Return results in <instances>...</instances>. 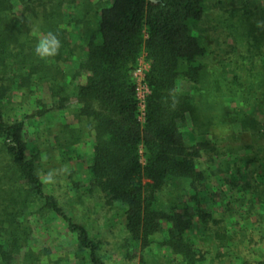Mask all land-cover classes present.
Instances as JSON below:
<instances>
[{
	"label": "trees",
	"instance_id": "16d2710c",
	"mask_svg": "<svg viewBox=\"0 0 264 264\" xmlns=\"http://www.w3.org/2000/svg\"><path fill=\"white\" fill-rule=\"evenodd\" d=\"M234 1L0 0V264H107L110 244L123 263L150 264L155 246L152 264H212L211 243L252 264L241 247L264 244V11H226ZM49 32L59 54L41 58ZM103 212L120 241L113 221L96 232ZM57 220L74 241L35 245Z\"/></svg>",
	"mask_w": 264,
	"mask_h": 264
},
{
	"label": "rangeland",
	"instance_id": "374dc122",
	"mask_svg": "<svg viewBox=\"0 0 264 264\" xmlns=\"http://www.w3.org/2000/svg\"><path fill=\"white\" fill-rule=\"evenodd\" d=\"M214 2L212 1L211 6L209 7L211 10V14L212 15H216L217 13L221 12L220 10H216L214 9ZM244 4H241L240 0L234 1L232 2V5L230 4H226V11H239L240 9H243ZM246 4H248V9L251 11H254L255 13V17L256 20H259V16L262 15L263 11H264V0H250L248 2H246ZM210 5V3H209ZM16 13L18 15L22 14V6H17L15 9ZM217 11V12H215ZM240 13H242L240 11ZM77 33V31H76ZM78 36V35H77ZM76 36L75 38V42L77 44L79 42V38ZM209 36H212L213 38L218 37L219 35L216 33H210ZM220 38V37H219ZM220 40V39H219ZM211 41V38H210ZM214 41V40H213ZM212 41V42H213ZM220 42H222L220 40ZM226 42H230L231 41H226ZM215 43V42H214ZM218 58V57H217ZM219 59V58H218ZM208 61H213L214 62V57H211L208 59ZM149 69V65L148 63L145 61L144 57L141 59L140 61V65L138 67V69L135 71V78L137 80V82H140V86H141V96L143 97L145 94V90H144V86L142 84V80L144 78V74L145 72ZM143 86V88H142ZM31 112L32 108L30 106H26V111L23 112V114L25 112H29V110ZM144 108L142 107L141 111L143 112ZM143 113H142V121L143 119ZM256 118L263 123L264 126V107L261 111L256 112ZM37 122H39L38 119H35ZM27 126H28V137H34V133H35V125H34V119H28L27 120ZM264 128V127H263ZM241 130L239 125H233L230 126L228 128H226L225 130H221L220 128H214L212 131L214 134H230L232 132H239ZM83 153L84 156L83 158H81L80 160L75 159L74 162H72V168L75 171H80L81 173H84V171L87 168L88 165V158L91 154V149L89 146H85L83 147ZM67 173V171H66ZM221 178L225 177L224 174H222L220 176ZM220 184V182H216L215 185ZM226 190V188H225ZM227 192V196L230 197V192L228 190H226ZM101 206V205H99ZM238 211L240 210L239 208L237 209ZM242 210V209H241ZM244 210V209H243ZM106 214V215H105ZM105 215V216H104ZM114 217L113 213L108 214L106 212H103L101 216H99L98 219L102 220L101 223H99V225H97L96 228V232H102L104 230V224H108V227L110 226V224H112V221L116 223V227H112V231H113V237L110 239V242H114L115 239L117 241H120L122 238V233H121V226L119 225L120 221H119V217L115 218L114 220H112V218ZM240 218L235 217V220H239ZM255 221L254 219H245L244 221H242L239 225L235 226L234 230H241L245 227H250L251 224H253ZM43 224L39 225V231L36 234V238H35V245L38 246H42V247H49L51 249H53L54 252H57L59 250V246H61L62 244H66L67 242H72L74 241V238L70 235H68V230L64 227L63 222L61 220H57L53 223H51L49 226H47V228H45ZM109 235V234H107ZM259 236L255 235L254 236V240H258ZM115 243V242H114ZM218 243H211L209 244L210 247V254L206 255L207 257V262H211L212 264H242L241 263V259H237L234 255V253L237 251L236 249H234V247H231L230 249L227 248H219V245H216ZM206 246V244L200 242V246ZM250 248L246 246L241 247V251H242V257L244 260H247L248 262L252 263V264H262V262L264 261V244H260L257 247L253 246V245H249ZM207 247L204 248L203 252H206ZM104 252L110 253V255L106 256V254L104 253V255L106 256V260H107V264H141V259L137 258L133 261H127V262H122L120 258L117 257V255H115V249L114 246L112 244L105 246L104 248ZM158 253L157 249L155 246H153V252H152V257L151 254L145 255V260L148 261V263L152 264L153 261V257L156 256V254ZM160 254L164 255L163 252H160ZM225 254V255H222ZM173 259H176L175 256L171 257L170 254H168V258L165 261H169L170 263L168 264H174L172 261ZM72 264H74V262H72Z\"/></svg>",
	"mask_w": 264,
	"mask_h": 264
},
{
	"label": "clouds",
	"instance_id": "9594fccd",
	"mask_svg": "<svg viewBox=\"0 0 264 264\" xmlns=\"http://www.w3.org/2000/svg\"><path fill=\"white\" fill-rule=\"evenodd\" d=\"M60 47L61 41L59 40L58 36L55 33L49 32L47 33V37L45 39L38 41L35 52L41 58H47L58 55Z\"/></svg>",
	"mask_w": 264,
	"mask_h": 264
},
{
	"label": "built area",
	"instance_id": "2783aa9c",
	"mask_svg": "<svg viewBox=\"0 0 264 264\" xmlns=\"http://www.w3.org/2000/svg\"><path fill=\"white\" fill-rule=\"evenodd\" d=\"M134 76H135V73H134ZM136 77V76H135ZM137 81V80H136ZM142 84L144 86V90H145V94L144 96L142 97L141 95V86H140V82H137V97H138V100L140 102V108L142 109V107L144 108L143 110V114H144V111H145V100H146V95L149 93V89L144 81V78L142 80ZM142 86V88H143Z\"/></svg>",
	"mask_w": 264,
	"mask_h": 264
},
{
	"label": "water",
	"instance_id": "95a60500",
	"mask_svg": "<svg viewBox=\"0 0 264 264\" xmlns=\"http://www.w3.org/2000/svg\"><path fill=\"white\" fill-rule=\"evenodd\" d=\"M153 1H155V0H153Z\"/></svg>",
	"mask_w": 264,
	"mask_h": 264
}]
</instances>
